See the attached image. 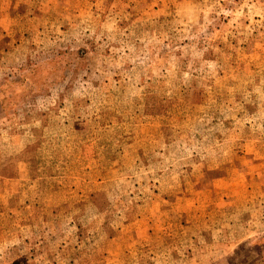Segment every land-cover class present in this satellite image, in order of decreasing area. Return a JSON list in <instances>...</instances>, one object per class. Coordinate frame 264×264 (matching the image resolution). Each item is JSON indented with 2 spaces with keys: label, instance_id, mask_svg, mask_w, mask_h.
Masks as SVG:
<instances>
[{
  "label": "rangeland",
  "instance_id": "rangeland-1",
  "mask_svg": "<svg viewBox=\"0 0 264 264\" xmlns=\"http://www.w3.org/2000/svg\"><path fill=\"white\" fill-rule=\"evenodd\" d=\"M0 264H264V0H0Z\"/></svg>",
  "mask_w": 264,
  "mask_h": 264
}]
</instances>
